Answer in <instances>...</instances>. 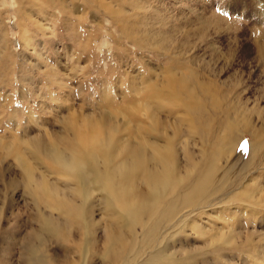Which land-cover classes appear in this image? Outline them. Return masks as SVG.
<instances>
[{"label":"rangeland","instance_id":"1","mask_svg":"<svg viewBox=\"0 0 264 264\" xmlns=\"http://www.w3.org/2000/svg\"><path fill=\"white\" fill-rule=\"evenodd\" d=\"M103 3L122 9H117V13L127 18L129 26L124 35L128 34L130 40L116 23V14L101 8ZM263 15L264 0H0V142L13 148L16 137L28 139L36 134L50 141V134L53 138L56 131H63L64 119L70 114L85 119L96 116L107 123L115 121L114 107L106 102H120L128 81L145 79L148 65L159 73L164 62L153 50L138 45L131 33L143 40L148 34H155L169 43L187 42L181 47L186 51L185 57L197 55L190 61L196 60L200 67L210 66L216 77L214 96L225 97L226 101L212 113L211 132L197 133L183 141L196 159L201 156V149L220 151L216 139L225 140L223 133L230 139L228 150L220 152L214 169L219 176L224 175V194L221 189L215 195L214 185L208 189L209 199L220 202L198 213L196 209L192 217H187L183 232L166 239L167 251L176 250L179 256L192 254L194 258L187 264H264V146L250 162L249 145H254L255 139L249 132L233 133L232 121L223 115L228 114L226 106L235 105L242 120L254 121L253 128L261 129L264 62L255 56L253 42L255 37L260 42L264 39L256 32L261 27L258 21L264 23ZM200 21L208 26L205 34L195 33ZM117 80L120 87L116 88L112 82ZM159 120L172 121L165 114H160ZM233 121L240 123L238 118ZM224 122L231 124L225 127L226 132ZM222 145L225 147L226 143ZM182 151L179 147L177 155L184 164ZM25 154L34 177L38 178L39 171L48 168L43 157L27 150ZM52 170L48 179L63 185L65 179ZM185 174L190 182L194 181L193 171L187 170ZM21 176L22 168L16 165L14 157L0 148V264H32L24 249L30 228H36L37 222L31 221L35 209L22 195ZM246 188L249 198H224ZM131 196L136 198L133 193ZM136 200L141 201L138 196ZM106 203V199L101 201L102 207L109 208ZM69 230L68 224L61 223L62 235ZM65 245L55 240L49 246L50 253L57 256L51 263H68ZM69 256L79 264L89 260L82 259L80 253ZM96 262L91 263L99 264Z\"/></svg>","mask_w":264,"mask_h":264},{"label":"bare ground","instance_id":"2","mask_svg":"<svg viewBox=\"0 0 264 264\" xmlns=\"http://www.w3.org/2000/svg\"><path fill=\"white\" fill-rule=\"evenodd\" d=\"M103 4L101 8L104 11L116 14L115 21L124 35L129 23L124 15L117 13L122 9ZM258 23L261 27L256 32L264 37V23ZM207 30L205 23L199 25L195 33L205 34ZM124 36L130 40L128 34ZM131 37L138 45H144L146 50H153L164 62L159 66V73H156L157 68L148 65L145 79L123 84L126 92L120 102H106V105L114 107L112 117L115 121L107 123L96 116L85 119L84 116L76 118L70 114L68 119H64L63 131H56L53 138L50 134V141L36 134L28 139L16 137L13 148L0 142L5 154L13 156L16 165L22 168L19 186L23 189L22 195L30 200L35 209L31 221H36L37 225L30 228L24 249L32 264H53L51 261L56 255L50 253L49 246L55 240L66 244L65 249L62 248L68 256L80 253L82 259L89 258L87 264H94L91 263L93 260L99 264H187L194 256L188 253L179 256L176 250L167 251L166 239L182 231L185 219L192 217L190 215L196 209L198 213L206 207H216L220 202L209 199V185H214V194L221 189L224 194V175L219 176V171L214 169L220 152L228 150V135L223 133L225 140L216 139L220 151L199 149L202 154L196 159L187 150V142L183 141L186 137L194 138L197 133L210 131L214 119L211 118L212 113L226 101L225 97L214 96V86L217 85L212 69L210 66L200 67L196 60L190 61L197 55L185 57L186 51H182L181 47L187 42L169 43L156 38L155 34H148L146 40L133 33ZM258 39L255 37L253 49L255 56L264 62V39L262 42ZM112 85L120 87L118 80ZM107 90L108 87L103 92ZM226 108L228 114L224 112L223 115L227 121H232L233 133L249 132L255 139L254 145H249L251 162L264 146V120L258 131L253 128L254 121L242 120L243 116L238 114L235 105ZM160 114L171 118V123L160 121ZM236 118L240 123L233 121ZM231 124L225 123L223 127H231ZM222 143H226L225 147ZM179 147L184 149V164L177 155ZM26 150L42 156L48 167L39 171L38 178L34 177L27 163L29 157L25 154ZM52 169L65 179L63 185L58 184L56 179H48ZM187 170L196 174L192 178L194 181L190 182L186 176ZM247 188L224 198L232 201L249 198ZM132 193L140 198L139 203L131 196ZM93 194L96 197L91 199ZM105 199L109 208L101 205ZM252 203L258 205L256 201ZM53 211L57 212L56 215ZM95 212H98L97 219ZM61 223L70 227L63 235ZM188 224L192 223L189 221ZM191 227L193 229V224ZM67 255V264H79Z\"/></svg>","mask_w":264,"mask_h":264}]
</instances>
